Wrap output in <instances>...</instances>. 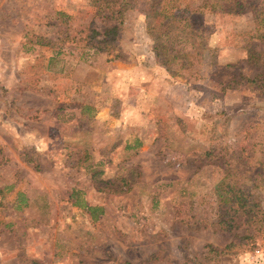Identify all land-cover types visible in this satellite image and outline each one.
Returning <instances> with one entry per match:
<instances>
[{
  "label": "rangeland",
  "instance_id": "rangeland-1",
  "mask_svg": "<svg viewBox=\"0 0 264 264\" xmlns=\"http://www.w3.org/2000/svg\"><path fill=\"white\" fill-rule=\"evenodd\" d=\"M178 7L209 35L182 76L148 31ZM240 76L264 80V0H0V264H264Z\"/></svg>",
  "mask_w": 264,
  "mask_h": 264
},
{
  "label": "trees",
  "instance_id": "trees-1",
  "mask_svg": "<svg viewBox=\"0 0 264 264\" xmlns=\"http://www.w3.org/2000/svg\"><path fill=\"white\" fill-rule=\"evenodd\" d=\"M216 1L225 2L227 0ZM201 16L202 14L197 11L190 13L188 7H178L169 16L161 12H154L153 18L159 22L154 25L148 24V31L156 42L154 51L157 57L168 69L174 68L178 76L192 70L195 67V61L208 50L206 41L209 35L206 34L205 27L200 20ZM118 31L119 25H116L106 30L104 37H114ZM163 37L168 41V44L163 43L161 40ZM235 83L264 88V80H260L259 76L253 79L240 76L239 79H235Z\"/></svg>",
  "mask_w": 264,
  "mask_h": 264
}]
</instances>
